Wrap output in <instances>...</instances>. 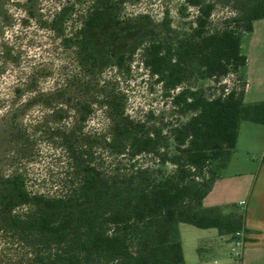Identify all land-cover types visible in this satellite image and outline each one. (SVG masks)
Instances as JSON below:
<instances>
[{
  "label": "rangeland",
  "instance_id": "1",
  "mask_svg": "<svg viewBox=\"0 0 264 264\" xmlns=\"http://www.w3.org/2000/svg\"><path fill=\"white\" fill-rule=\"evenodd\" d=\"M91 1L80 0L76 10ZM75 2L0 0V184L16 177L26 191L52 195L69 186L99 183L112 172L125 174L126 183L138 167L147 170L144 176L172 175L176 166L168 160L158 162L151 155L131 157L130 139L162 136L169 147L160 153L168 158L177 155L173 136L194 113L179 112L171 97L186 88L212 98L223 89L239 86L242 76L229 75L218 83L205 77L194 62L192 74L167 94L143 66L142 53L150 42L176 48L190 38L196 29V8L186 0H125L111 6L108 15L86 31L96 68L90 85L85 86L88 81H83L75 49L68 41L78 20L75 12L69 17L64 12ZM212 2L215 8L206 29L233 27L238 1ZM58 25L61 34L54 30ZM134 48L132 60L118 67L117 58ZM71 78L76 80L70 83ZM84 104L90 106L89 112L82 109ZM83 114L86 118L80 120ZM136 123L143 126L140 132ZM71 147L82 152L77 170ZM254 151L257 159L264 157L263 144ZM211 170L217 172L216 163ZM83 173L88 181L82 185L79 176ZM204 248L201 245L199 253L210 264H240V258L232 254V241H224L217 254ZM29 252L0 231V264H30Z\"/></svg>",
  "mask_w": 264,
  "mask_h": 264
},
{
  "label": "trees",
  "instance_id": "2",
  "mask_svg": "<svg viewBox=\"0 0 264 264\" xmlns=\"http://www.w3.org/2000/svg\"><path fill=\"white\" fill-rule=\"evenodd\" d=\"M105 1L92 0L76 10L81 5L76 0L64 11L68 17L75 12L78 20L68 41L75 49L83 81H88L85 86L90 85L89 78L96 68L86 31L102 21L111 6L125 0ZM237 1L234 26L208 31L206 25L215 8L212 0H186L197 12L191 37L180 41L176 48L161 41L146 45L142 64L167 94L180 88L192 74L194 62L205 77L218 83L239 74L247 60L240 49L241 38L252 31L254 21L264 19V0ZM115 23L120 24L117 19ZM54 30L61 34V25ZM134 52L135 48L120 55L116 65L121 67L131 61ZM71 79L70 83L76 80ZM245 86L242 78L239 86L223 89L212 98L186 88L174 94L171 103L179 112L194 113L173 136L178 152L175 156L168 158L160 153L169 147L162 136L130 139L127 150L131 157L151 155L158 162L168 160L176 166L170 176H144L147 170L138 167L126 183L125 174L112 172L99 183L69 186L52 195L28 192L16 177L1 181L0 231L29 249L30 264H186L179 238L180 223L199 229L214 228L219 235L235 239L246 232L244 212L236 205L206 208L202 201L231 157L240 122L264 125V101L244 104ZM82 109L89 112L90 106L84 104ZM85 118L83 114L80 120ZM134 127L137 132L143 128L139 123ZM77 149L70 150L76 170L82 156ZM213 163L217 172L211 170ZM87 179V173L79 176L82 185Z\"/></svg>",
  "mask_w": 264,
  "mask_h": 264
},
{
  "label": "crops",
  "instance_id": "3",
  "mask_svg": "<svg viewBox=\"0 0 264 264\" xmlns=\"http://www.w3.org/2000/svg\"><path fill=\"white\" fill-rule=\"evenodd\" d=\"M240 49L247 58L239 71L246 84L243 103L264 101V19L253 22L252 31L241 38ZM260 144L264 145V125L241 121L231 157L202 201L206 208L236 205L244 212L243 238L248 241L243 240L240 264H264V157L257 159L253 155ZM178 229L186 264H210L199 253L200 246L217 254L224 241H232L214 228L199 229L180 223Z\"/></svg>",
  "mask_w": 264,
  "mask_h": 264
},
{
  "label": "built area",
  "instance_id": "4",
  "mask_svg": "<svg viewBox=\"0 0 264 264\" xmlns=\"http://www.w3.org/2000/svg\"><path fill=\"white\" fill-rule=\"evenodd\" d=\"M232 245H233L232 246V254L235 257L239 258L241 256V250H242V247L244 245L243 233L238 234L237 237L232 240Z\"/></svg>",
  "mask_w": 264,
  "mask_h": 264
}]
</instances>
